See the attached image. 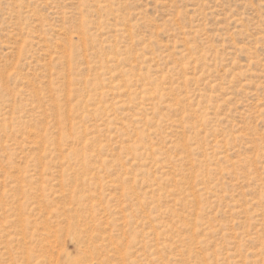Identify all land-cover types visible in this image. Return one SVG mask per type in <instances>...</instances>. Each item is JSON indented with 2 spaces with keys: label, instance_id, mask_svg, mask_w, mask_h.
Wrapping results in <instances>:
<instances>
[{
  "label": "rangeland",
  "instance_id": "1",
  "mask_svg": "<svg viewBox=\"0 0 264 264\" xmlns=\"http://www.w3.org/2000/svg\"><path fill=\"white\" fill-rule=\"evenodd\" d=\"M0 264H264V0H0Z\"/></svg>",
  "mask_w": 264,
  "mask_h": 264
}]
</instances>
